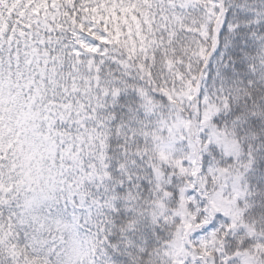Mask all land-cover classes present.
I'll return each mask as SVG.
<instances>
[{
    "label": "snow or ice",
    "instance_id": "1",
    "mask_svg": "<svg viewBox=\"0 0 264 264\" xmlns=\"http://www.w3.org/2000/svg\"><path fill=\"white\" fill-rule=\"evenodd\" d=\"M0 264H264V0H0Z\"/></svg>",
    "mask_w": 264,
    "mask_h": 264
}]
</instances>
